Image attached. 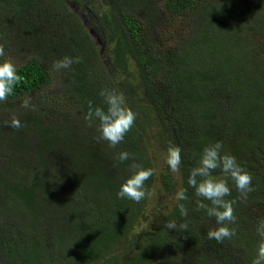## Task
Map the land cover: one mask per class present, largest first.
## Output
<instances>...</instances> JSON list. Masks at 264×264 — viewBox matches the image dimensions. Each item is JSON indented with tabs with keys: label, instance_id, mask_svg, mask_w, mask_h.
<instances>
[{
	"label": "trees",
	"instance_id": "1",
	"mask_svg": "<svg viewBox=\"0 0 264 264\" xmlns=\"http://www.w3.org/2000/svg\"><path fill=\"white\" fill-rule=\"evenodd\" d=\"M68 1L0 0V12L5 10L7 15L18 12L19 20L30 32L32 46L41 55L53 44L52 34L48 33L50 27L65 29L64 39L57 45L61 55L56 53V47L51 53L61 60L80 58L78 63L73 62L69 89L84 116L89 111V102L93 108L107 111L104 97L100 95L107 88L123 96L124 106L136 114V120L124 141L114 148L117 152L112 157L113 148L106 141L81 142L74 138L72 148L59 144L60 141L67 143L64 135L34 111L21 114L19 129L9 126L11 119H0V133L9 127L18 135L11 143L21 155L29 154L28 137L32 134L40 147L36 166H28L27 171L13 176L0 172V212L13 216L20 211L28 217L24 226L10 235L7 245L2 243L0 249L6 255V262L0 264H171L168 246L177 244L193 251L202 238L210 241L211 249L222 256L221 263L228 264L230 250L228 254L223 243L209 239L208 233L200 235L196 219L208 215L206 208L198 205L211 206V203L197 197L195 189L188 184L191 169L198 165L203 149L216 142H222V154L234 156L253 178L254 190L244 199L221 169L212 173L213 179L227 180L231 188V195L225 199L232 202L236 221L226 226L235 234L224 241L244 249L243 264H252L261 238L250 229L248 206L258 203L264 207V73H259L260 79L255 78L250 64L254 58L264 71V0H228L222 8L219 0H165L163 6L172 16L186 15L206 2L210 9L199 12L207 19L201 17L204 24L180 56H158L146 44L144 22L136 15L140 0H101L105 9L93 18V23L99 22L104 31L100 47L89 44L80 17L66 7ZM77 2L82 4L83 0ZM241 8L248 10L251 21L255 18L254 22L248 19L247 29L238 17L235 24H224L222 16ZM26 16L35 18L27 20ZM42 16L46 25L37 22ZM54 29L58 32V28ZM223 35L228 36L225 51L217 54L211 42H218ZM233 60L240 64L239 70L244 71L245 78L235 66L236 72L230 71L229 63ZM17 70L23 79L8 100L0 102V109L42 91L52 82L51 73L39 57L30 59ZM118 75L122 79L117 80ZM210 89L234 97L239 105L237 118L227 126L221 124V114L208 95ZM237 92L241 93L240 97ZM153 126L158 129L152 136L149 128ZM170 144L181 149L182 162L177 172L166 165L158 193L169 200L171 209L162 215L157 208L161 205L159 200L157 206L154 204L155 211L161 215L158 226L149 232L138 231L144 222L142 216L147 211L153 185L158 181L152 162L154 145L167 153ZM121 152L130 153V158L121 162L118 159ZM61 156L72 163L70 169ZM132 164L154 169L152 177L145 182V190L150 195L139 203L117 196L121 185L132 174ZM54 166L67 169L82 205L59 206L57 201L64 179L56 182L51 170ZM184 190L187 199L177 200V193ZM180 204L187 209L186 217L180 213ZM62 214L64 219L59 217ZM47 221L56 227L51 241L42 238L40 232ZM171 221L178 226L186 224L187 228L168 229ZM220 226L216 224L213 229ZM113 253L109 259L107 256Z\"/></svg>",
	"mask_w": 264,
	"mask_h": 264
},
{
	"label": "rangeland",
	"instance_id": "2",
	"mask_svg": "<svg viewBox=\"0 0 264 264\" xmlns=\"http://www.w3.org/2000/svg\"><path fill=\"white\" fill-rule=\"evenodd\" d=\"M45 1L48 2V0ZM164 1L165 0H140L139 7L136 10V15L140 18V20H142V22H144L145 39L147 40L146 44H148V46H150L158 56H180L183 54L185 49L189 48L195 37H197L201 24H204V21L201 20V17L203 20L207 19L205 14L201 16L199 12L203 11V13H205L210 9L206 7V2L202 5H199L186 15L172 16L164 8ZM226 2L229 1L219 0V6L221 8L224 7ZM51 5L53 4L51 3ZM90 5L92 8H89ZM66 7L70 9V13H72L74 16L77 14L80 17V22L83 24L85 29L84 32H87L88 35L90 42L89 44L93 43L99 47L100 45H103L102 37L104 31L100 29L102 26L99 22L96 24L93 23V18L96 17V14L100 15L99 13L105 9L103 8L101 0H83L80 7L75 3L74 0H70L67 2ZM262 7L264 9V6ZM213 9L212 13H215ZM261 13L262 10L258 12L259 16H261ZM10 14V16L7 15L5 10L0 12V45L4 47V56L0 57V60H10L16 65V67H19L26 64L30 59L39 57L43 60L46 68L51 73L52 82L50 86L43 89L42 91L25 97L13 105H5L2 103L1 105H5V109H0V119H12L13 116L19 119L21 114L25 111H34L64 135L67 143L60 141L59 144H64L68 148H72L75 145L74 142H71L74 140V138L81 139V142H97V138L99 136L97 131L98 124L93 121L91 126L89 125V122L85 120L80 103L75 99L76 97L69 89L71 84L70 76L72 73L73 63L68 68L54 67L55 62L60 61L61 59L53 55L51 51L54 49V47H56V53L61 55L57 45L63 41L65 29L53 25L50 27L48 33L52 34L50 38L55 45L50 44L51 48L43 52L41 55V51L32 46L30 32L28 29H26V24L19 20L18 12L14 11ZM252 15L255 16V10L252 11ZM30 17L31 16H26L25 19L30 20ZM222 17L223 20H225L224 24L226 25L235 24V17H238L241 25L244 27V29H247L246 22H248V19L251 16L249 15L247 9L241 8L238 11L236 10L234 13H226ZM34 18L31 17V19ZM254 19L255 18H253L251 21L250 18L249 21L254 22ZM37 22H39L38 24L40 25H46V20L43 18V16L37 20ZM54 28H58V32ZM239 30H241V27ZM227 39L228 36L223 35L220 39L218 38V42H211L214 46V51H218L217 54L225 51V43ZM256 43L257 40H255L254 46ZM227 44L229 45V43ZM262 59L264 60V53H262ZM234 63L237 62L233 60L231 63H229L230 71L236 72L234 70L235 66L238 69V72H240V75L245 78L246 75L244 71L242 69L239 70L240 64L237 63L234 65ZM250 69L254 71L253 76L257 79H260L259 73H264L261 63L254 58L251 60ZM120 79H122V76L118 75L117 80ZM248 82L250 86L251 81L249 80ZM249 91L252 92L251 87H249ZM208 95L211 102L218 108L221 114V124L223 126H227L237 118L239 105L237 104L234 97L232 98L228 95L219 94V91L216 89H210ZM236 95L237 97H240L241 93L237 92ZM26 99L30 102V107L28 108L22 107ZM157 129V126L149 128V134L152 136L157 134ZM17 137L18 135H16V133L9 127L5 128L4 132L0 133V172H3V174L5 173L4 175L7 176H13L19 171H27L28 166H36V162L38 161L37 157H39L40 147L36 136L32 134L28 137V141L30 142L28 145L29 154L23 153L22 155L14 149L11 143L12 140L16 139ZM154 149L155 150H153V152L155 158L152 159V162L155 164L158 181L153 185L154 189L152 190L151 196L149 197L150 201H148L146 204L147 211L142 216L144 222L138 231L142 230L149 232L158 226L161 215L155 211L154 204L157 206V202L159 200L161 205L157 206V208L161 210L162 215L171 209V203L169 200L163 199L164 196H161V194L158 193L162 187L160 176L163 174L162 171L167 165V153L163 152L158 146L155 145ZM116 152L117 150L113 148L111 153L112 157L116 155ZM60 158L68 164L69 169L72 167V163L66 157L61 156ZM51 170L52 173H54V179L56 182L64 179L63 186L62 189L60 188L61 191L57 201L59 206L62 207L67 203L70 205H82V202L79 200V196L77 195L79 191L77 190L76 185H72V179H69L67 169L64 166H54ZM59 210L62 212L65 211L62 208ZM248 214L250 229L257 233V227L261 221H264V207L258 203L249 205ZM59 217L64 219L63 214ZM27 218L28 217L26 214L20 211H18V213L13 216L3 211L0 212V248L2 243H4L3 245L5 246L7 245V242L10 241V235H12L15 229H18V227H23L27 221ZM196 221L197 229L200 235L207 234L214 230L213 227H216V221L214 217L210 218L209 216H205L202 219L197 218ZM54 226V223L49 221H47L46 225L41 226L40 232L42 234V238L51 241L50 238L53 237V230L56 228ZM222 243L223 247L227 249L228 254L230 250V262L228 264L244 263V260L246 259V253L244 249L236 246L235 244L230 245L229 241H223ZM167 254L170 257L169 259L171 260V264H220V259L222 258L219 253L211 249V242L205 241L203 238L201 239L198 247H196V249L193 251H190L183 246L179 247L177 244H173L168 246ZM113 256L114 253L107 257L111 259ZM5 262L6 255L4 252H1L0 249V263ZM114 264H117V262Z\"/></svg>",
	"mask_w": 264,
	"mask_h": 264
},
{
	"label": "clouds",
	"instance_id": "3",
	"mask_svg": "<svg viewBox=\"0 0 264 264\" xmlns=\"http://www.w3.org/2000/svg\"><path fill=\"white\" fill-rule=\"evenodd\" d=\"M4 56V47L0 45V57ZM77 57L73 61L70 57H64L63 60L56 61L55 68H68L73 62H79ZM23 77L18 74L16 65L10 60L0 63V102H6L10 95L13 94L15 87L22 81ZM104 97L107 111L103 108L92 107L89 102V111L85 115V120L89 125L93 121H99L97 131L99 133L98 141H106L108 145L115 148L122 143L125 136L131 131L136 114L124 106V98L121 94L111 89H103L100 93ZM22 107H30L29 100H25ZM14 129L22 127L21 122L15 116L12 117L9 125ZM222 142H216L203 149L198 165L191 169L188 184L195 189L196 196L203 200L210 201L211 206L199 203V208H206L207 215L214 217L216 224L221 225L208 233L209 239H214L217 242H223L225 239H231L235 234L233 230L226 226L229 223H235L233 204L226 200L225 197L231 195V188L228 181L224 179H213L212 173L221 169L231 181L234 183L237 191L242 198L246 199L247 194L254 190L252 186V176L246 172L237 162L236 158L230 154H222ZM130 153L121 152L118 159L124 162L130 158ZM182 162L181 149L178 146L171 145L168 148L166 163L173 172H177ZM130 177L121 185L117 193L118 198L129 199L136 203L141 202L150 195L145 190V182L154 174V169H144L138 164L131 165ZM177 200H186V190L179 191L176 195ZM179 210L182 216H187V209L183 204L179 205ZM168 229L184 230L186 224L179 226L175 221L167 224ZM260 243L258 244L256 257L252 264H264V221H261L257 227Z\"/></svg>",
	"mask_w": 264,
	"mask_h": 264
},
{
	"label": "flooded vegetation",
	"instance_id": "4",
	"mask_svg": "<svg viewBox=\"0 0 264 264\" xmlns=\"http://www.w3.org/2000/svg\"><path fill=\"white\" fill-rule=\"evenodd\" d=\"M76 4L79 5V7L81 6V3L80 2H77V0L75 1Z\"/></svg>",
	"mask_w": 264,
	"mask_h": 264
}]
</instances>
